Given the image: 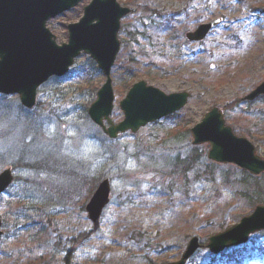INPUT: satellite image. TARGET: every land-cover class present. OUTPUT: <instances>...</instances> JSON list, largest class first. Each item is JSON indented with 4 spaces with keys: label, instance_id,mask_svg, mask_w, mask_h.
<instances>
[{
    "label": "rangeland",
    "instance_id": "rangeland-1",
    "mask_svg": "<svg viewBox=\"0 0 264 264\" xmlns=\"http://www.w3.org/2000/svg\"><path fill=\"white\" fill-rule=\"evenodd\" d=\"M117 1L131 12L121 20L111 74L114 122L123 120L120 101L140 80L167 93L188 91L190 99L111 139L88 113L105 76L85 53L69 73L83 64L87 73L49 80L34 108L18 94L0 95V172L12 167L16 178L0 201V264H32L39 254L45 264H165L180 259L193 236L202 246L188 264H264V230L219 255L206 247L211 235L252 213L256 204L242 193L246 185L264 192V174L251 178L234 163L214 162L206 144L191 142V128L218 106L264 157V96L243 100L264 81V0ZM89 2L48 21L59 44ZM217 18L204 40L186 38ZM104 178L111 202L94 230L86 205ZM21 196L34 201L13 222Z\"/></svg>",
    "mask_w": 264,
    "mask_h": 264
},
{
    "label": "water",
    "instance_id": "water-1",
    "mask_svg": "<svg viewBox=\"0 0 264 264\" xmlns=\"http://www.w3.org/2000/svg\"><path fill=\"white\" fill-rule=\"evenodd\" d=\"M83 0H0V94L20 96L26 108L37 103L41 85L53 76H64L75 59L84 51L96 61L105 76V82L97 91L88 109L90 118L104 133L116 139L125 132H137L148 123L160 120L182 109L190 98L188 91L167 93L140 80L135 82L120 101L124 118L115 123L112 118L115 92L112 69L121 42L118 33L121 19L131 8L117 0H91L84 8L78 22L68 25V42L59 44L47 23L50 19L77 6ZM221 18L202 23L194 31L187 32L190 41H202L221 23ZM264 95V81L244 100H255ZM192 144H205L208 158L214 162L234 163L253 175L264 172V157L255 144L244 136H238L225 119L224 110L214 106L203 119L191 128ZM14 182L11 167L0 172V194ZM111 201V181L104 178L86 205L89 219L98 230L102 214ZM0 214V238L3 235ZM264 230V204L244 216L226 230L211 235L206 244L215 255L230 247L247 243L250 236ZM201 247L200 239H189L180 259L165 264H187Z\"/></svg>",
    "mask_w": 264,
    "mask_h": 264
},
{
    "label": "trees",
    "instance_id": "trees-1",
    "mask_svg": "<svg viewBox=\"0 0 264 264\" xmlns=\"http://www.w3.org/2000/svg\"><path fill=\"white\" fill-rule=\"evenodd\" d=\"M89 60L91 61V63L89 64H92L93 67H95L96 63L91 59L89 58ZM131 61H134V59L131 58ZM97 66V65H96ZM98 68V66H97ZM99 69V68H98ZM89 70V68L87 67V64H83V65H79V66H75L72 71L70 73H68L66 76L64 77H53L51 78L50 80H54V81H63V80H66L68 79L72 74L73 75H78V76H82L83 74H86L87 71ZM5 97V96H4ZM232 103L230 104H227L225 107H228V106H231ZM195 149H198V148H195ZM199 158H196L193 160V163H196L195 161H198ZM249 175V177L253 178L254 176H252L250 173H247ZM243 181L245 183H248L249 180L248 179H243ZM15 182H16V179H15ZM15 184V183H14ZM13 186H11L12 188ZM10 188V189H11ZM250 186L249 185H246L245 187V191L242 193L243 195L249 197V199H251L252 201H254L255 204H264V192H262L261 190L259 189H256V190H250L249 189ZM9 189V190H10ZM8 190V191H9ZM3 198V196L0 197V201L1 199ZM22 199H20L19 201L21 202L22 206L17 209L16 211H11V216L13 217L12 218V221L14 222L16 220V222L18 221L19 218H21L22 216H24V211L27 209V208H30V203L31 201H34V198L32 196V199L29 197H22ZM8 218H4V221L5 223H9V221L7 220ZM70 254V253H69ZM43 254H39L37 258H35L36 256H33V257H30L29 260H31V263L32 264H45L44 260H42V258L44 259V257H42ZM67 259V257L65 258ZM225 259H229V258H225ZM152 264V263H151Z\"/></svg>",
    "mask_w": 264,
    "mask_h": 264
}]
</instances>
